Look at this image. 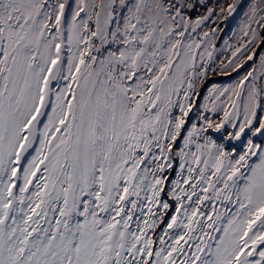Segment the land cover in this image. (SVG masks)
Masks as SVG:
<instances>
[{
	"label": "snow or ice",
	"instance_id": "snow-or-ice-1",
	"mask_svg": "<svg viewBox=\"0 0 264 264\" xmlns=\"http://www.w3.org/2000/svg\"><path fill=\"white\" fill-rule=\"evenodd\" d=\"M224 12L0 0V264H264V0L217 63Z\"/></svg>",
	"mask_w": 264,
	"mask_h": 264
},
{
	"label": "rangeland",
	"instance_id": "rangeland-1",
	"mask_svg": "<svg viewBox=\"0 0 264 264\" xmlns=\"http://www.w3.org/2000/svg\"><path fill=\"white\" fill-rule=\"evenodd\" d=\"M217 0H200V3H207L208 7H216L217 13H219V10L221 7L225 9L224 15L219 16L216 18L215 25L210 24V27H216L217 34H216V51L214 52V56H216L217 63H219V60L224 59L230 55V50L226 47L225 42L227 41L230 45H235L239 40L242 38V31L244 29V25L246 22L245 12L248 10V7L255 3V0H242L241 3H239V6L237 7L236 12L228 16L227 15V5L228 4H234L238 3V0H227V2H223L225 0H221L222 2L220 4H217ZM72 2V0H70ZM203 8H198L195 15H199L204 13ZM238 79L236 73H232L231 75H223L219 72H217L215 75L211 77V80L213 83L224 86L228 84H232L236 82ZM205 94H207L205 92ZM200 101V102H199ZM199 105H203L204 101L202 99L198 100ZM201 111V108H194L193 112L189 114V121L191 123H197V112ZM214 136L217 134H213ZM258 138V142H259Z\"/></svg>",
	"mask_w": 264,
	"mask_h": 264
},
{
	"label": "bare ground",
	"instance_id": "bare-ground-1",
	"mask_svg": "<svg viewBox=\"0 0 264 264\" xmlns=\"http://www.w3.org/2000/svg\"><path fill=\"white\" fill-rule=\"evenodd\" d=\"M216 2H217V4H220L222 1L221 0H217ZM223 2H227V0H225Z\"/></svg>",
	"mask_w": 264,
	"mask_h": 264
},
{
	"label": "trees",
	"instance_id": "trees-1",
	"mask_svg": "<svg viewBox=\"0 0 264 264\" xmlns=\"http://www.w3.org/2000/svg\"><path fill=\"white\" fill-rule=\"evenodd\" d=\"M193 15H195V13Z\"/></svg>",
	"mask_w": 264,
	"mask_h": 264
},
{
	"label": "water",
	"instance_id": "water-1",
	"mask_svg": "<svg viewBox=\"0 0 264 264\" xmlns=\"http://www.w3.org/2000/svg\"><path fill=\"white\" fill-rule=\"evenodd\" d=\"M200 102V101H199ZM197 103H198V101H197Z\"/></svg>",
	"mask_w": 264,
	"mask_h": 264
}]
</instances>
